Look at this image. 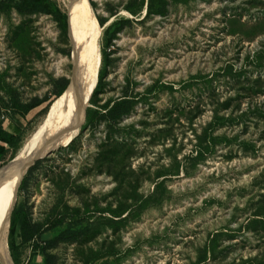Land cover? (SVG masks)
Masks as SVG:
<instances>
[{
  "label": "rangeland",
  "instance_id": "rangeland-1",
  "mask_svg": "<svg viewBox=\"0 0 264 264\" xmlns=\"http://www.w3.org/2000/svg\"><path fill=\"white\" fill-rule=\"evenodd\" d=\"M52 1L67 34L52 15L0 0V128L18 138L0 173L71 80L89 11L93 91L105 79L77 138L20 183L13 211L50 231L33 254L17 228L19 264H264V0ZM121 98L131 112L102 121ZM34 100L45 102L21 117L18 104ZM66 231L76 239L44 250Z\"/></svg>",
  "mask_w": 264,
  "mask_h": 264
},
{
  "label": "bare ground",
  "instance_id": "bare-ground-1",
  "mask_svg": "<svg viewBox=\"0 0 264 264\" xmlns=\"http://www.w3.org/2000/svg\"><path fill=\"white\" fill-rule=\"evenodd\" d=\"M63 1L68 5L67 0ZM78 1L87 9L86 0ZM77 4L76 9H79V2ZM74 8L71 9L73 14ZM76 21H73V36L77 29ZM98 57L96 22L93 12L89 11L84 21V31L76 37L73 56L76 67L68 89L24 144L18 157L0 173V264H12L7 239L20 183L36 160L58 147L68 146L79 135L94 88Z\"/></svg>",
  "mask_w": 264,
  "mask_h": 264
},
{
  "label": "trees",
  "instance_id": "trees-1",
  "mask_svg": "<svg viewBox=\"0 0 264 264\" xmlns=\"http://www.w3.org/2000/svg\"><path fill=\"white\" fill-rule=\"evenodd\" d=\"M12 4L14 8L20 12L25 14H34V13H44L48 15H52L56 22L59 24L60 28L64 33H68L69 31V17L66 14H63L56 3H54L52 0H18L15 2V0H12ZM117 26V25H115ZM114 27H109L105 34L109 35L112 34L115 36L117 34V30L113 29ZM105 79V73L101 74L99 83L96 87V90L93 91L94 93L91 99V102L94 101V99L98 96L100 91L103 87V81ZM58 84L60 85V89L57 92L56 96L60 98L65 91L68 89L70 85V80L67 78H63L59 80ZM45 101L44 100H34L32 103L26 104V105H19L18 104V114L21 117H26L32 110L38 108L41 106ZM105 113L99 114L102 121H116L119 120L125 116H127L131 110H132V103L130 100L121 98L117 101L111 102L106 104L104 106ZM18 138L5 131L3 128H0V143L3 145H0V155H2L5 152L4 145H7L9 147H15L17 145ZM35 166L31 167L27 174L24 176L23 181L21 183L20 189L24 188L27 184V181L31 175L32 170ZM19 210L14 209L11 217V225H10V231H9V239L7 242V246L10 252V256L14 262V264H19L18 259L15 256V250H16V242H15V232L17 228L20 229L19 233V239H20V245H30L33 254H36L37 249H39V240L41 239V236L50 231L47 229H44L43 226L40 224L34 223L27 213L24 214H18ZM77 237V234L71 233V232H63L56 238H54L51 241L46 242V249L54 248L59 243L62 242H70L75 240ZM44 264H56L55 257L53 256H46Z\"/></svg>",
  "mask_w": 264,
  "mask_h": 264
},
{
  "label": "water",
  "instance_id": "water-1",
  "mask_svg": "<svg viewBox=\"0 0 264 264\" xmlns=\"http://www.w3.org/2000/svg\"><path fill=\"white\" fill-rule=\"evenodd\" d=\"M33 165H34V163H33L31 166H29L27 172L29 171V169H30ZM26 174H27V173H26ZM26 174H25V175H26ZM22 181H23V180H22Z\"/></svg>",
  "mask_w": 264,
  "mask_h": 264
}]
</instances>
